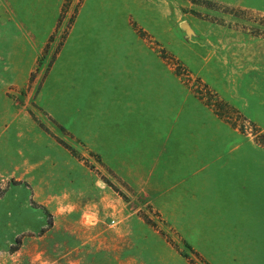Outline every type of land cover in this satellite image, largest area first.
Here are the masks:
<instances>
[{
  "label": "rangeland",
  "instance_id": "374dc122",
  "mask_svg": "<svg viewBox=\"0 0 264 264\" xmlns=\"http://www.w3.org/2000/svg\"><path fill=\"white\" fill-rule=\"evenodd\" d=\"M83 1L0 0V264H211L209 239L202 238L208 225L196 234L198 225L165 221L148 192L115 174L96 145L65 127V110L52 108L68 104L67 87L82 94L90 64L96 72L103 56L86 45L110 37L103 29L89 33L97 6L89 0L68 41ZM167 6L170 42L180 41L195 64L183 65L180 50L161 48L137 24L145 7L130 14L129 24L193 98L213 111L220 102L231 107L236 112L223 109L226 117L264 149V129L195 70L213 75L211 67L199 69L210 60L236 78L258 74L264 85V0H167ZM112 11L102 10L99 21L113 25Z\"/></svg>",
  "mask_w": 264,
  "mask_h": 264
},
{
  "label": "crops",
  "instance_id": "0c3cea01",
  "mask_svg": "<svg viewBox=\"0 0 264 264\" xmlns=\"http://www.w3.org/2000/svg\"><path fill=\"white\" fill-rule=\"evenodd\" d=\"M88 1H83L68 41ZM94 1L89 33H110L86 45L103 55L98 70L90 64L93 75L84 77L82 94L75 95L66 74L68 104L64 109L52 105L53 110H65V127L81 143L96 145L115 174L134 190L148 192L165 221L198 225L196 234L199 225L204 232L208 225L209 235L202 238L209 239L211 264H264V149L240 133L231 117L221 118L193 98L129 24L130 14L145 7L137 24L161 48L182 50L183 65L195 64L180 41L170 42L167 0ZM106 9L113 10V25L99 21ZM199 67H211L213 75L196 68L197 79L264 129V85L258 74L236 78L210 60ZM89 87L91 99L86 98Z\"/></svg>",
  "mask_w": 264,
  "mask_h": 264
},
{
  "label": "trees",
  "instance_id": "16d2710c",
  "mask_svg": "<svg viewBox=\"0 0 264 264\" xmlns=\"http://www.w3.org/2000/svg\"><path fill=\"white\" fill-rule=\"evenodd\" d=\"M223 109H226V110H229V114H228V116L229 115H231V113L232 114H234L236 111L235 110H233L232 108H230V107H228L226 104H224V103H216V106L214 107V111H215V113L219 116V117H221V118H224V119H226V120H228L229 119V117H226L227 115L223 112ZM238 114V113H237ZM233 126H235V124H232ZM261 140H262V142H260V144L261 145H263L264 144V136H261ZM186 249H190V247L189 246H186Z\"/></svg>",
  "mask_w": 264,
  "mask_h": 264
},
{
  "label": "water",
  "instance_id": "95a60500",
  "mask_svg": "<svg viewBox=\"0 0 264 264\" xmlns=\"http://www.w3.org/2000/svg\"><path fill=\"white\" fill-rule=\"evenodd\" d=\"M181 28H182L184 31H187V30H188V27H187L186 24H182V25H181Z\"/></svg>",
  "mask_w": 264,
  "mask_h": 264
},
{
  "label": "built area",
  "instance_id": "2783aa9c",
  "mask_svg": "<svg viewBox=\"0 0 264 264\" xmlns=\"http://www.w3.org/2000/svg\"><path fill=\"white\" fill-rule=\"evenodd\" d=\"M112 224H114V222H112Z\"/></svg>",
  "mask_w": 264,
  "mask_h": 264
}]
</instances>
